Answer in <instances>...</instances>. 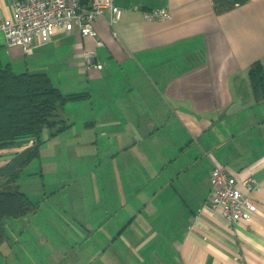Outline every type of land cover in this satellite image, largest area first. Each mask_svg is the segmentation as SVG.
<instances>
[{
	"label": "crops",
	"instance_id": "0c3cea01",
	"mask_svg": "<svg viewBox=\"0 0 264 264\" xmlns=\"http://www.w3.org/2000/svg\"><path fill=\"white\" fill-rule=\"evenodd\" d=\"M114 3L121 20L106 12L95 23L102 45L73 26L24 49L0 29L4 66L81 95L64 106L69 128L48 136L65 137L74 160H92L78 175L87 189L72 199L84 232L49 264L79 261L84 246L94 248L88 264H264V87L250 76L255 63L264 69V0L224 13L213 0ZM162 9L172 18L145 16ZM0 12L15 18L14 1L0 0ZM216 165L243 191L254 178L251 219L231 224L205 208Z\"/></svg>",
	"mask_w": 264,
	"mask_h": 264
},
{
	"label": "rangeland",
	"instance_id": "374dc122",
	"mask_svg": "<svg viewBox=\"0 0 264 264\" xmlns=\"http://www.w3.org/2000/svg\"><path fill=\"white\" fill-rule=\"evenodd\" d=\"M64 138L49 143L46 131L43 134L40 157L26 166L17 180V186L37 204V210L26 216L7 220V238L0 248V264H49L51 259L57 262L72 251L63 243L76 236L75 233L84 232L78 223L83 213L77 206L78 201L73 202L72 199L78 198L83 189H87L89 181L78 175L85 173L93 164L92 160L71 158L70 152L73 150L65 146ZM26 146L22 144L9 150L0 160V166L10 160L16 150ZM89 215L90 212L85 217L88 218ZM84 248L78 251L79 261H72L74 258H71L64 264H88V256L94 248ZM58 253L61 257L56 255Z\"/></svg>",
	"mask_w": 264,
	"mask_h": 264
},
{
	"label": "trees",
	"instance_id": "16d2710c",
	"mask_svg": "<svg viewBox=\"0 0 264 264\" xmlns=\"http://www.w3.org/2000/svg\"><path fill=\"white\" fill-rule=\"evenodd\" d=\"M248 1L213 0V3L217 13H224ZM250 76L256 91L264 87L260 62L253 65ZM80 96L63 94L46 73H16L0 61V160L15 146L27 145L0 166V248L7 238V220L37 210V204L19 189L17 180L23 169L40 157L43 134L48 131L54 137L69 128L64 106L69 99ZM31 139L34 143L28 146Z\"/></svg>",
	"mask_w": 264,
	"mask_h": 264
},
{
	"label": "built area",
	"instance_id": "2783aa9c",
	"mask_svg": "<svg viewBox=\"0 0 264 264\" xmlns=\"http://www.w3.org/2000/svg\"><path fill=\"white\" fill-rule=\"evenodd\" d=\"M16 8L15 18H4L0 12V29L4 32L10 46L24 49L33 47L37 42L49 43L57 29L64 27L71 32L76 26L85 37L98 39L95 23L109 12L111 23L122 18L123 10L114 0H13ZM149 20L165 21L172 18L169 10L145 11ZM88 65L102 69V64H93L92 52H87ZM246 191L238 186V181L220 165L212 172V191L205 208L220 212L231 224L246 221L257 212L253 195L259 191L254 178L242 181Z\"/></svg>",
	"mask_w": 264,
	"mask_h": 264
}]
</instances>
